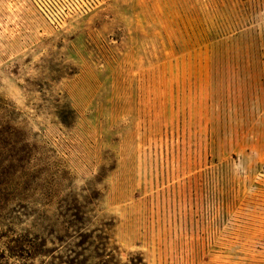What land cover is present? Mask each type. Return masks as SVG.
<instances>
[{
	"label": "rangeland",
	"instance_id": "obj_1",
	"mask_svg": "<svg viewBox=\"0 0 264 264\" xmlns=\"http://www.w3.org/2000/svg\"><path fill=\"white\" fill-rule=\"evenodd\" d=\"M0 264H264V0H0Z\"/></svg>",
	"mask_w": 264,
	"mask_h": 264
}]
</instances>
